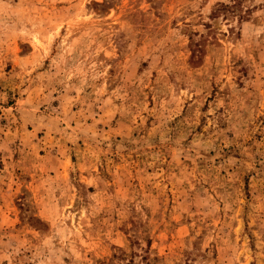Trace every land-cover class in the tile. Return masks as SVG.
Returning <instances> with one entry per match:
<instances>
[{"label": "rangeland", "instance_id": "1", "mask_svg": "<svg viewBox=\"0 0 264 264\" xmlns=\"http://www.w3.org/2000/svg\"><path fill=\"white\" fill-rule=\"evenodd\" d=\"M0 264H264V0H0Z\"/></svg>", "mask_w": 264, "mask_h": 264}]
</instances>
